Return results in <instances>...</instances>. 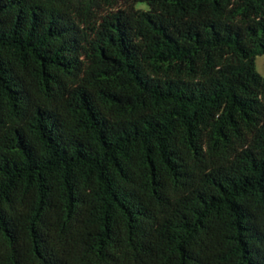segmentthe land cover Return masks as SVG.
Wrapping results in <instances>:
<instances>
[{"label": "trees", "instance_id": "obj_1", "mask_svg": "<svg viewBox=\"0 0 264 264\" xmlns=\"http://www.w3.org/2000/svg\"><path fill=\"white\" fill-rule=\"evenodd\" d=\"M263 55L264 0H0V264H264Z\"/></svg>", "mask_w": 264, "mask_h": 264}, {"label": "rangeland", "instance_id": "obj_2", "mask_svg": "<svg viewBox=\"0 0 264 264\" xmlns=\"http://www.w3.org/2000/svg\"><path fill=\"white\" fill-rule=\"evenodd\" d=\"M141 6L146 7L145 4H141ZM256 65H257V70L259 71V73L264 75V55L257 57Z\"/></svg>", "mask_w": 264, "mask_h": 264}]
</instances>
